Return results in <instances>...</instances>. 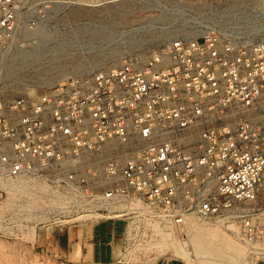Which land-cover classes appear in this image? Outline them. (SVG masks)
<instances>
[{
    "label": "built area",
    "instance_id": "built-area-1",
    "mask_svg": "<svg viewBox=\"0 0 264 264\" xmlns=\"http://www.w3.org/2000/svg\"><path fill=\"white\" fill-rule=\"evenodd\" d=\"M66 2L0 0V59L53 29ZM248 9L229 28L177 35L0 101V239L42 253L49 230L69 238L121 221L100 264L134 263L165 230L182 243L183 264H204L190 221L223 216L237 223L244 257H263L250 211L264 191V0Z\"/></svg>",
    "mask_w": 264,
    "mask_h": 264
},
{
    "label": "rangeland",
    "instance_id": "rangeland-1",
    "mask_svg": "<svg viewBox=\"0 0 264 264\" xmlns=\"http://www.w3.org/2000/svg\"><path fill=\"white\" fill-rule=\"evenodd\" d=\"M252 1L68 0L57 8L66 11L54 20L53 29L40 33L36 43L25 46L28 50H16L2 56L0 101L23 93H42L46 86L62 79L65 73H78L90 67L101 69L107 65H118L128 56L147 55L177 35L194 37L208 27L229 28L252 11L248 9ZM251 207L255 210L250 214L264 230V191L251 203ZM221 218L223 216L208 224L217 225L226 234L236 236L237 223L233 219L222 223L219 221ZM92 227L93 223H89L74 229L69 238L67 232L58 234L49 230L42 238L48 252L42 253L21 252L19 247L21 249L22 245L0 239V264H56L60 255H67L81 264L107 263L112 256L111 247L107 244L111 229L106 228V223L100 226L101 242L93 245L97 253L92 259V246L88 245L91 241H86ZM115 227L119 235L123 223L117 221ZM77 241L86 248H82L81 255L71 256L72 246ZM156 244L139 245L138 248L148 250L138 254L134 263L124 264H183L184 257ZM262 248L264 251V244ZM244 255L243 247L242 254L233 256L228 262L215 255L200 256L221 264H264V256L254 255L252 258Z\"/></svg>",
    "mask_w": 264,
    "mask_h": 264
},
{
    "label": "bare ground",
    "instance_id": "bare-ground-1",
    "mask_svg": "<svg viewBox=\"0 0 264 264\" xmlns=\"http://www.w3.org/2000/svg\"><path fill=\"white\" fill-rule=\"evenodd\" d=\"M116 65H111V66L107 65V68H113V67H116ZM67 75L68 74H66V73L63 74L62 78H64ZM196 221H197L196 219L192 218L190 221V225H189V230H190L189 241H190L194 251L196 252V254H198V255L199 254L200 255H202V254H204V255L205 254L215 255L216 257L218 256L221 259H226L225 261H227L228 259L231 260V258H234L233 256L242 254L243 245L241 244V242L236 237L237 235L236 236H230V235L226 234L223 230H221L219 228V226H217V225H212V224H207V223L201 224V223L196 222ZM158 244L161 245V247H164V249L165 248L171 249L175 255L185 257L183 252H182V250H183L182 243L179 242L172 235V233L170 231L165 230V231L160 232ZM82 253H83L82 246L80 245V243L78 241L75 242L72 246L71 256H74L75 254L81 255ZM201 257H203V256H201ZM219 258H218V260H221ZM233 261H235V260H233ZM204 262L206 264H221L220 261L218 263L215 260V262H216L215 263L214 260L211 261L210 259L209 260L204 259ZM230 263H232V262H230Z\"/></svg>",
    "mask_w": 264,
    "mask_h": 264
},
{
    "label": "crops",
    "instance_id": "crops-1",
    "mask_svg": "<svg viewBox=\"0 0 264 264\" xmlns=\"http://www.w3.org/2000/svg\"><path fill=\"white\" fill-rule=\"evenodd\" d=\"M105 223H106V228H107L108 230L115 226V222H111V221H108V222H102V223L96 224V225H94V226L92 227L93 230L91 231L90 236L86 239V241H91L90 243H88V245H89V246H92V252H91V254H92V259H93V257L95 258L96 253H97V249H96L95 247H93V245H99V243L101 242L100 235H99V229H100V226H101L102 224H105ZM106 233H107V232H106ZM93 242H94L95 244H93ZM81 246H82V248H86V246H85V245L83 246L82 243H81ZM82 251H83V250H82ZM94 253H95V254H94Z\"/></svg>",
    "mask_w": 264,
    "mask_h": 264
}]
</instances>
